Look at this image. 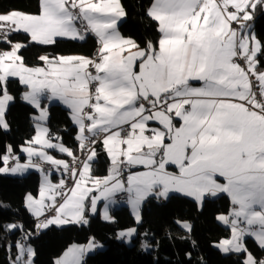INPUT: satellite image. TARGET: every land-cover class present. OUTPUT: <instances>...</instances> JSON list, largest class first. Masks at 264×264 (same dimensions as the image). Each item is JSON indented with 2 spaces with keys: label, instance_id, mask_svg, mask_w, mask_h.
<instances>
[{
  "label": "snow or ice",
  "instance_id": "obj_1",
  "mask_svg": "<svg viewBox=\"0 0 264 264\" xmlns=\"http://www.w3.org/2000/svg\"><path fill=\"white\" fill-rule=\"evenodd\" d=\"M128 15L122 0H38L36 13L0 12V46L8 49L0 50V132L11 131L7 117L16 97L10 80L25 87L20 99L34 110L33 134L19 153L11 144L0 150V175L24 177L33 169L44 175L39 197L29 193L23 202L34 230L9 223L4 230L22 232V239L0 247L15 249L10 264H35L33 237L86 226L98 211L113 223L109 207L118 193H127L137 223L144 203L153 199L177 194L203 210L208 198L227 194L232 209L216 219L229 226L230 235L212 247L240 257V264H264L247 244L251 238L264 251V41L254 31L264 0H150L144 15L160 36L143 47L118 31ZM21 32L40 45L94 35L99 47L94 57L41 56L44 67H27L19 54L26 45L11 38ZM45 99L69 109L83 158L51 133ZM97 146L110 161L102 178L91 175ZM48 150L73 159H56ZM43 164L60 173L58 184L50 182ZM176 223L186 233L180 239H189L192 224ZM135 234V228L120 230L115 239L128 242ZM100 248L89 238L85 245H70L53 264H86ZM185 255V264H193L194 253ZM196 264L207 261L200 256Z\"/></svg>",
  "mask_w": 264,
  "mask_h": 264
},
{
  "label": "trees",
  "instance_id": "obj_2",
  "mask_svg": "<svg viewBox=\"0 0 264 264\" xmlns=\"http://www.w3.org/2000/svg\"><path fill=\"white\" fill-rule=\"evenodd\" d=\"M122 3L129 15L119 24L118 31L124 37L133 38L141 47L149 40L157 42L160 36L157 25L144 15L150 0H122ZM12 9L36 13L38 0H0V12ZM254 31L264 41V15L257 16ZM11 38L13 43L26 45L19 54L27 66L40 65L41 56L53 58L73 53L91 56L98 45L92 36H88L85 41L58 39L53 45L33 43L22 32L13 34ZM0 47L7 50L5 46ZM9 90L16 100L7 117L11 131L7 134L0 132V150L4 145L11 144L19 153L25 139L31 138L33 134L34 126L30 116L34 110L21 101L25 87L17 79L10 80ZM49 112L47 126L51 133L62 137L63 144L76 154L77 130L72 124L69 111L61 105L52 104L49 105ZM56 155L66 157L63 154ZM108 170L109 162L100 153L93 163L92 176L102 177ZM39 185L40 177L36 172H30L24 177L0 175V244L14 245L22 239V232L9 233L4 230L3 226L9 223L22 222L25 231L34 230L33 217L24 209L23 202L27 194L37 195ZM230 209L231 203L225 195L207 199L203 210H198L192 199L173 194L167 201L157 202L153 199L144 203L140 223L135 221L127 207L118 206L110 210L114 217L113 223L103 221L99 215H89L90 222L86 226H70L66 230L53 228L39 237H33L29 243L36 252L35 264H53L55 258L62 255L70 245L84 244L92 237L102 245V249L88 255L86 264H185V254L189 250L194 253L193 264H196V258L200 256L205 258L207 264H240V257L223 254L212 247L213 243L230 235V229L222 226L216 219L219 214H228ZM177 220L192 224L189 239H180L186 233L176 223ZM130 228L137 230L131 245L115 239L118 231ZM143 238L152 245L149 251H144L141 247ZM192 241H195V245ZM247 244L257 258L264 253L253 239L249 238ZM13 255L14 248L6 253V249L0 247V264H10L9 257Z\"/></svg>",
  "mask_w": 264,
  "mask_h": 264
},
{
  "label": "crops",
  "instance_id": "obj_3",
  "mask_svg": "<svg viewBox=\"0 0 264 264\" xmlns=\"http://www.w3.org/2000/svg\"><path fill=\"white\" fill-rule=\"evenodd\" d=\"M121 22H119L118 23V25H117V28H118V26H119V24H120ZM89 36H92L93 38H95V40H96V37L94 36V35H89ZM58 39H61V38H58ZM57 39V40H58ZM29 40H30V37H29ZM67 40H70V39H67ZM77 41H79V40H77ZM97 41V40H96ZM18 43H20V42H18ZM34 43V42H33ZM22 44V43H21ZM37 44V43H36ZM99 46V45H98ZM3 50H6V49H3ZM8 50V49H7ZM68 55H82V54H79V53H73V54H63V55H59V56H68ZM59 56H57V57H59ZM83 56H85V55H83ZM86 57H90V56H86ZM26 65V64H25ZM27 66V65H26ZM44 67V62L42 61V63L40 64V65H37V66H27V67ZM43 103L44 104H46V105H52V104H57V105H61L62 107H64V108H66L68 111H69V109L64 105V104H62L61 102H59V101H48V100H44L43 101ZM69 116H70V119H71V114H70V111H69ZM71 121H72V119H71ZM72 124L74 125V123H73V121H72ZM75 126V125H74ZM153 126H155V125H153ZM76 127V126H75ZM76 130H77V127H76ZM76 143L78 144V142H77V140H76ZM67 147V146H66ZM79 147V146H78ZM70 149V148H69ZM72 150V149H71ZM49 151V154H51L54 158H56V159H62V160H65L66 162H69V161H71L73 158L72 157H69V156H67L66 154H63L64 156H66V157H58L56 154H61V153H59V152H57V151H55V150H48ZM104 154L105 155V157H106V159L108 160V162H109V170H110V161H109V157L106 155V153L104 152V150H103V148H102V146H99L98 148H97V157H98V155L99 154ZM21 156H23V154L21 155ZM22 159L24 158V157H21ZM94 163V162H93ZM53 168H54V170L56 171V169H55V167L54 166H52ZM92 169H93V165H92V167H91V175H92ZM109 170H108V173L106 174V175H104V176H107L108 174H109ZM144 169H142V168H135V169H133L132 171H143ZM170 171H177L175 168H170L169 169ZM30 172H39V171H37V170H35V169H33L32 171H30ZM29 172V173H30ZM57 172V171H56ZM126 173H127V171H125ZM54 174L55 173H52V175H51V183L52 184H56V177L57 176H54ZM47 175H49L48 173H47ZM57 175H58V172H57ZM104 176H102V177H104ZM15 177H18V176H15ZM58 177H59V175H58ZM94 177V176H93ZM101 177V178H102ZM127 178V177H126ZM49 179V178H48ZM43 180H44V177H43ZM219 182H221V183H223L224 181H223V178H220L219 179ZM119 194H121V193H118L117 195H119ZM175 195H177V194H175ZM220 195H225V196H227L228 197V199H229V201H230V203H231V198L227 195V194H219V196ZM208 199H211V197L210 198H208ZM100 203V205H99V207H98V209L99 210H103V208H104V202L103 201H101V202H99ZM123 206H125V207H127L128 209H129V211L133 214V212H132V209H131V207L128 205V203H127V201L123 204ZM118 207V206H117ZM113 208H115V207H113ZM112 209V208H111ZM231 209H232V204H231ZM231 209H230V211H231ZM230 213V212H229ZM228 213V214H229ZM91 215V214H90ZM97 215H99L100 217H101V215H100V212L98 211V213H97ZM225 215H227V214H225ZM221 223V225L222 226H224V227H226V228H229V226H227V225H224L222 222H220ZM230 229V228H229ZM88 242V241H87ZM87 244V243H86ZM259 248V247H258Z\"/></svg>",
  "mask_w": 264,
  "mask_h": 264
},
{
  "label": "rangeland",
  "instance_id": "obj_4",
  "mask_svg": "<svg viewBox=\"0 0 264 264\" xmlns=\"http://www.w3.org/2000/svg\"><path fill=\"white\" fill-rule=\"evenodd\" d=\"M77 154V153H76ZM76 154H75V156H76ZM97 160V157L95 158V160H94V162ZM72 161V160H71ZM71 161H69V162H71ZM92 165H93V163H92ZM92 165H91V167H92ZM52 167V166H51ZM53 168V167H52ZM36 173H38L39 174V177H40V185H39V189H40V187L42 186V184L44 183V180H43V177H44V175L41 173V172H36ZM49 175H48V178H49V180H50V182H51V175H52V173H55L54 174V176H57L56 178V184H57V182H58V179H59V177H60V174H58L59 175V177H58V175H57V172L54 170V168H53V171H49V172H47ZM125 175H126V177H127V173L125 172L124 173ZM19 177V176H18ZM105 177V176H104ZM98 178H101V177H98ZM39 189H38V193H37V195H33L34 197H36V198H38L39 197ZM219 196V195H218ZM217 196V197H218ZM217 197H215V198H217ZM116 198V197H115ZM188 198V197H187ZM215 198H211V199H215ZM191 199V198H190ZM127 201V200H126ZM125 201V202H126ZM124 201L123 202H116L115 204H112V205H110V207H109V212H110V210H111V208L113 209V207H117V206H123V204L125 203ZM99 205H100V203L98 202V207H99ZM132 214V213H131ZM97 214H94V215H90V216H96ZM132 216L134 217V214H132ZM135 219V218H134ZM183 222V221H182ZM188 222V221H187ZM219 222V221H218ZM220 223V222H219ZM221 224V223H220ZM130 229H132V228H130ZM136 229V228H135ZM128 230V229H127ZM136 235H137V230H136V234L133 236V238L134 237H136ZM132 238V239H133ZM132 239L130 240V241H128V242H125L127 245H131L132 244ZM143 242H145V239L143 238ZM87 243V242H86ZM86 243H84V244H79V245H85ZM100 249H102V248H100ZM143 249V248H142ZM150 249V248H149ZM149 249H143L144 251H149ZM93 253H95V252H93ZM93 253H90L89 255H91V254H93ZM259 258V257H258Z\"/></svg>",
  "mask_w": 264,
  "mask_h": 264
},
{
  "label": "built area",
  "instance_id": "obj_5",
  "mask_svg": "<svg viewBox=\"0 0 264 264\" xmlns=\"http://www.w3.org/2000/svg\"><path fill=\"white\" fill-rule=\"evenodd\" d=\"M98 47H99L98 45L95 47V49L92 52L90 57H94ZM0 50H3V48L0 47ZM84 155H86V153H82L80 148L78 147L76 156L83 158ZM42 166L46 169V172L53 171V168L50 165L43 164ZM58 174H60V173L58 172ZM60 179H61V175H60V177L58 179L57 184L59 183ZM124 179L126 180V175L125 174H124ZM69 186H71V181H69ZM115 199H116L117 202H123V201L125 202L127 200V193H121V194L117 195ZM258 259H264V253L261 256H259Z\"/></svg>",
  "mask_w": 264,
  "mask_h": 264
}]
</instances>
